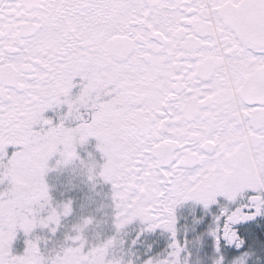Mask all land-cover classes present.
I'll list each match as a JSON object with an SVG mask.
<instances>
[{
	"label": "snow or ice",
	"instance_id": "snow-or-ice-1",
	"mask_svg": "<svg viewBox=\"0 0 264 264\" xmlns=\"http://www.w3.org/2000/svg\"><path fill=\"white\" fill-rule=\"evenodd\" d=\"M93 139L103 162L88 153L86 180L111 187L112 235L82 216L45 253L36 231L75 211L46 177L83 165ZM0 185V264H125L115 241L137 221L170 236L144 264H191L188 203L212 216L211 264H249L238 226L264 218V0H0Z\"/></svg>",
	"mask_w": 264,
	"mask_h": 264
},
{
	"label": "rangeland",
	"instance_id": "rangeland-1",
	"mask_svg": "<svg viewBox=\"0 0 264 264\" xmlns=\"http://www.w3.org/2000/svg\"><path fill=\"white\" fill-rule=\"evenodd\" d=\"M77 91V90H74ZM59 114H64L67 109L57 110ZM46 117L52 118L54 121L59 122V116L57 112L49 111L46 113ZM96 141L93 139L88 145L79 148V154L84 159V164L89 163L88 153H92L96 161L102 163L101 154L96 151ZM14 149H9L11 153ZM79 166H74L66 169H60L59 171L50 172L46 181L50 186L51 194L54 201L62 203L66 200L74 201V214L73 216L63 221V226L57 231L55 235L47 229H38L35 235L41 236L48 241L46 245L42 244V250L45 253L58 249L61 244L64 243L65 235L70 231L73 224L79 221L82 216L95 215L101 221L99 227L95 230L100 232L103 236L107 237L112 235L111 227V187L103 183L98 184L95 188L90 185L86 180V171L83 165L78 161ZM51 166L55 167V159L51 161ZM7 185H0V191H3ZM179 209V208H178ZM177 209V210H178ZM191 213H196L195 216L187 224L185 218L187 213L178 217L179 224V239L183 242L185 239H189V251L192 253L191 264H211V257L205 253V246L207 243H195L198 238H204L209 231L210 224H203V220H206V216L209 214H197L198 210L190 208ZM188 212V213H189ZM200 220V223H196ZM95 235V232L90 233V239ZM188 237V238H187ZM23 232L18 234L17 240L13 244V253L15 255H22L26 248V240ZM126 241L124 250L133 255L135 264H144L151 257L158 256L164 253L169 246L170 236L168 233L162 230L147 231L146 226L140 222H134L127 229L124 236ZM135 242V243H134ZM193 242V243H191ZM212 246V245H209Z\"/></svg>",
	"mask_w": 264,
	"mask_h": 264
},
{
	"label": "flooded vegetation",
	"instance_id": "flooded-vegetation-1",
	"mask_svg": "<svg viewBox=\"0 0 264 264\" xmlns=\"http://www.w3.org/2000/svg\"><path fill=\"white\" fill-rule=\"evenodd\" d=\"M193 207V209H195V211H197L198 210V213L197 214H205V212H204V210H203V208L201 207V206H198V205H195V204H193V203H188V204H185L184 206H182V207H180L178 210H177V217L179 218V219H181V216L184 214V213H187V215H186V219H187V221H186V223L188 224L189 222H190V220L195 216V214L196 213H191V212H189V210H192V209H190V208H192ZM216 211V209L214 208L213 209V212H215ZM189 212V213H188ZM205 216H206V214H205ZM206 220H203L202 222H203V224L205 225V224H212V216L209 214V217H207L206 216ZM178 224H179V221H178ZM259 224H261V225H263L264 224V218H258L257 219V221H254V222H248V225H246V226H238V227H241V236H242V238H244V239H246V237H247V234L248 233H246L245 231H244V227H247V228H250L251 230H252V233H253V235H251V236H249V234H248V236H249V238H252L253 236H254V227L256 226V225H259ZM188 238V237H187ZM189 240V239H188ZM246 241H247V239H246ZM190 242V241H189ZM208 242V244H207V246H205V250L207 251V253H205V255L206 254H208L211 258H212V256L214 255V252H215V244H214V241H213V239L210 237V236H205L203 239H202V243H207ZM209 245H212V246H209ZM235 254H239V252H237L235 249H233L232 250ZM241 251H244V249L243 250H241Z\"/></svg>",
	"mask_w": 264,
	"mask_h": 264
},
{
	"label": "trees",
	"instance_id": "trees-1",
	"mask_svg": "<svg viewBox=\"0 0 264 264\" xmlns=\"http://www.w3.org/2000/svg\"><path fill=\"white\" fill-rule=\"evenodd\" d=\"M247 247L244 251L252 253L249 264H264V224L254 227V236L249 238L247 234Z\"/></svg>",
	"mask_w": 264,
	"mask_h": 264
},
{
	"label": "clouds",
	"instance_id": "clouds-1",
	"mask_svg": "<svg viewBox=\"0 0 264 264\" xmlns=\"http://www.w3.org/2000/svg\"><path fill=\"white\" fill-rule=\"evenodd\" d=\"M88 164L89 163L83 165L84 170L86 172H87V165ZM74 166H79L77 160L72 161L66 167H62L61 169H66V168H70V167H74ZM115 246L124 254L125 264H129V262H131V264H135V260L133 258V255L131 253H129V252H125V250H124V246H125V244H124V238L117 239L115 241Z\"/></svg>",
	"mask_w": 264,
	"mask_h": 264
}]
</instances>
